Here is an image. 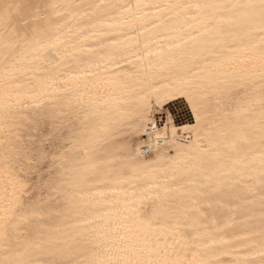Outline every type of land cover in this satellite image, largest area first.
Masks as SVG:
<instances>
[{
	"label": "snow or ice",
	"instance_id": "snow-or-ice-1",
	"mask_svg": "<svg viewBox=\"0 0 264 264\" xmlns=\"http://www.w3.org/2000/svg\"><path fill=\"white\" fill-rule=\"evenodd\" d=\"M0 264H264V0H0Z\"/></svg>",
	"mask_w": 264,
	"mask_h": 264
},
{
	"label": "rangeland",
	"instance_id": "rangeland-1",
	"mask_svg": "<svg viewBox=\"0 0 264 264\" xmlns=\"http://www.w3.org/2000/svg\"><path fill=\"white\" fill-rule=\"evenodd\" d=\"M178 105V103H173L166 107L167 110H169L171 113L173 112L172 114H175V119L180 116L182 111Z\"/></svg>",
	"mask_w": 264,
	"mask_h": 264
},
{
	"label": "bare ground",
	"instance_id": "bare-ground-1",
	"mask_svg": "<svg viewBox=\"0 0 264 264\" xmlns=\"http://www.w3.org/2000/svg\"><path fill=\"white\" fill-rule=\"evenodd\" d=\"M173 103H178L179 107L181 108V110H183V101H170L168 104L165 105V111H164V115L166 116L168 113H171L169 110H167V106H169L170 104H173ZM173 113V112H172ZM174 116V119H175V114H173ZM158 119H159V114H158Z\"/></svg>",
	"mask_w": 264,
	"mask_h": 264
}]
</instances>
